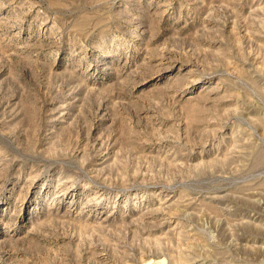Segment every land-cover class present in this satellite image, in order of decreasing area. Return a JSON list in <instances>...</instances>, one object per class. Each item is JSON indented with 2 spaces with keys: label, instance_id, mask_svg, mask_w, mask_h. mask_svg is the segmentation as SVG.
Returning a JSON list of instances; mask_svg holds the SVG:
<instances>
[{
  "label": "rangeland",
  "instance_id": "obj_1",
  "mask_svg": "<svg viewBox=\"0 0 264 264\" xmlns=\"http://www.w3.org/2000/svg\"><path fill=\"white\" fill-rule=\"evenodd\" d=\"M0 264H264V0H0Z\"/></svg>",
  "mask_w": 264,
  "mask_h": 264
}]
</instances>
